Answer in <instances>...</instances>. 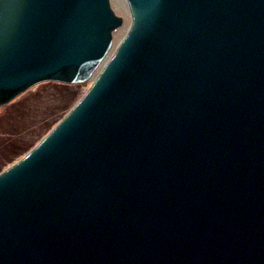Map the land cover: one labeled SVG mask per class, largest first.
Listing matches in <instances>:
<instances>
[{
  "label": "water",
  "instance_id": "95a60500",
  "mask_svg": "<svg viewBox=\"0 0 264 264\" xmlns=\"http://www.w3.org/2000/svg\"><path fill=\"white\" fill-rule=\"evenodd\" d=\"M0 0V106L90 82L0 171V264H264V0Z\"/></svg>",
  "mask_w": 264,
  "mask_h": 264
},
{
  "label": "rangeland",
  "instance_id": "374dc122",
  "mask_svg": "<svg viewBox=\"0 0 264 264\" xmlns=\"http://www.w3.org/2000/svg\"><path fill=\"white\" fill-rule=\"evenodd\" d=\"M110 2L113 10L123 18L122 26L113 33L114 40L118 41L129 23L128 9L123 0ZM89 84L88 81L78 84L41 82L0 106V170L22 156L17 155L14 161L7 162L3 149L16 140L38 142L83 95Z\"/></svg>",
  "mask_w": 264,
  "mask_h": 264
},
{
  "label": "trees",
  "instance_id": "16d2710c",
  "mask_svg": "<svg viewBox=\"0 0 264 264\" xmlns=\"http://www.w3.org/2000/svg\"><path fill=\"white\" fill-rule=\"evenodd\" d=\"M35 143L36 142L34 141L20 142V140H16L10 145V147L3 149V155L4 157H6L7 162L14 161L18 156L23 155L25 152H27L31 148V146L34 145Z\"/></svg>",
  "mask_w": 264,
  "mask_h": 264
},
{
  "label": "bare ground",
  "instance_id": "6f19581e",
  "mask_svg": "<svg viewBox=\"0 0 264 264\" xmlns=\"http://www.w3.org/2000/svg\"><path fill=\"white\" fill-rule=\"evenodd\" d=\"M120 1V0H119Z\"/></svg>",
  "mask_w": 264,
  "mask_h": 264
}]
</instances>
